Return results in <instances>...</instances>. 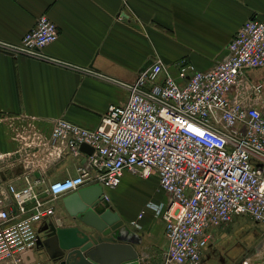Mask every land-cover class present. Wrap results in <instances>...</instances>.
I'll return each mask as SVG.
<instances>
[{"label": "built area", "instance_id": "built-area-1", "mask_svg": "<svg viewBox=\"0 0 264 264\" xmlns=\"http://www.w3.org/2000/svg\"><path fill=\"white\" fill-rule=\"evenodd\" d=\"M58 33L41 12L18 41L0 39V49L64 62L44 51ZM172 65L175 74L155 55L130 81L85 67L123 85L126 100L109 104L94 127L60 116L47 134L33 121L14 127L28 170L64 153L84 160L76 173L45 184L27 174L21 185L0 180V264H33L24 253L36 246V222L54 213L51 198L93 182L115 187L125 171L140 177L155 173L167 194L145 204L164 221L161 264H201L211 228L241 214L263 226L264 252V83L250 84L248 73L264 67V16L244 20L209 68L186 60ZM81 142L92 152L79 149ZM238 264L264 260L253 263L244 256Z\"/></svg>", "mask_w": 264, "mask_h": 264}, {"label": "crops", "instance_id": "crops-1", "mask_svg": "<svg viewBox=\"0 0 264 264\" xmlns=\"http://www.w3.org/2000/svg\"><path fill=\"white\" fill-rule=\"evenodd\" d=\"M41 12L59 31L44 51L64 62L0 49V180L17 185L25 182L26 174L32 179L42 177L43 184L74 174L84 156L64 153L42 168L28 170L13 136L15 126L33 121L47 134L52 119L60 116L94 127L109 104L126 100L123 85L89 73L85 67L120 81L133 80L155 55L173 74L176 68L172 64L179 60L207 69L225 53L244 20L264 16V0H0V39L18 41ZM100 186L109 195V205L126 223L129 237L137 241L134 247L140 250L143 263L161 264L167 248L164 221L145 206L148 200L167 197L156 174L138 177L125 171L117 186ZM136 186L142 190L141 196H137ZM61 195L48 201L54 213L36 222L41 238L49 221L74 222L60 202ZM246 250L223 264H238L244 256L253 263L264 260L261 237ZM24 259L53 264L44 246L27 251Z\"/></svg>", "mask_w": 264, "mask_h": 264}, {"label": "water", "instance_id": "water-1", "mask_svg": "<svg viewBox=\"0 0 264 264\" xmlns=\"http://www.w3.org/2000/svg\"><path fill=\"white\" fill-rule=\"evenodd\" d=\"M79 149L93 150L86 142ZM60 202L74 222H47L44 237L38 236L36 242L44 246L53 264H144L134 247L137 241L127 234L126 223L109 205L98 182L62 194Z\"/></svg>", "mask_w": 264, "mask_h": 264}, {"label": "rangeland", "instance_id": "rangeland-1", "mask_svg": "<svg viewBox=\"0 0 264 264\" xmlns=\"http://www.w3.org/2000/svg\"><path fill=\"white\" fill-rule=\"evenodd\" d=\"M262 69L264 68L258 67L249 70L248 73L250 74V79L252 80L250 84L256 80H261L264 83V75H262ZM262 97L264 100V93ZM135 191L137 193V196H141L140 192L142 190L140 188L137 187ZM106 195L109 198V195ZM211 229L213 230L211 241L216 242L217 245L226 253L225 256L227 257V259H229L231 257H240L241 253L244 250L247 251V248L253 247L255 244H257L260 240L263 226L260 223L254 221L248 215L241 214L234 216L224 223L213 226ZM205 253L207 252H203V254ZM201 264L214 263H212V260L205 259L204 261L202 260Z\"/></svg>", "mask_w": 264, "mask_h": 264}, {"label": "flooded vegetation", "instance_id": "flooded-vegetation-1", "mask_svg": "<svg viewBox=\"0 0 264 264\" xmlns=\"http://www.w3.org/2000/svg\"><path fill=\"white\" fill-rule=\"evenodd\" d=\"M204 252L207 253L203 254L204 256L202 255V260L209 259L214 264H223L227 260L226 253L216 242L209 241Z\"/></svg>", "mask_w": 264, "mask_h": 264}]
</instances>
